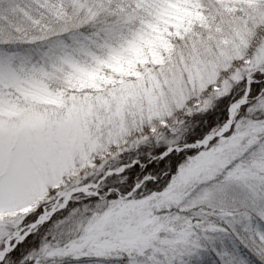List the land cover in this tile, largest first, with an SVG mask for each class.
<instances>
[{
  "label": "snow or ice",
  "instance_id": "1",
  "mask_svg": "<svg viewBox=\"0 0 264 264\" xmlns=\"http://www.w3.org/2000/svg\"><path fill=\"white\" fill-rule=\"evenodd\" d=\"M35 3L0 29V264H264V0Z\"/></svg>",
  "mask_w": 264,
  "mask_h": 264
},
{
  "label": "trees",
  "instance_id": "2",
  "mask_svg": "<svg viewBox=\"0 0 264 264\" xmlns=\"http://www.w3.org/2000/svg\"><path fill=\"white\" fill-rule=\"evenodd\" d=\"M24 12L30 13L32 16H37L38 13L32 8H28V5H24L21 0H0V17H4V19H0V29H3L6 32H11L13 35L16 33L13 31L16 28H20L21 35H39L38 32L34 31L33 25L28 21ZM227 19V18H226ZM11 22V25L9 24ZM87 30H93L91 27ZM29 46V45H27ZM34 47L35 52L37 49L43 50L46 47V44H36L30 45ZM25 45H17L15 49H22ZM36 54V53H35ZM39 54V53H38ZM229 98H223L215 103L211 111L206 114H202L200 116L193 117L189 119L186 124V135H195L197 130H202L207 126V122L209 120L218 121L222 114L226 109V105L228 103ZM198 101L193 102V110L196 111L195 104ZM155 145L145 146L140 152H133L131 154L132 158L138 159L148 165L145 169L146 171H150L156 167H159L158 163L155 160H152L149 163V156L151 153L155 154L157 149ZM113 166L119 165L120 160L117 159L115 162H111ZM138 174H143L139 167L134 168L133 170L128 171L126 176H116L112 179V183L117 186L127 185L129 182L134 181ZM36 243H39V239L37 238ZM203 258L204 264H214L215 257L211 254L210 251L204 252L201 254ZM188 260V264H193V261L189 258H185ZM41 264H94L93 260L89 259H81L80 261H74L71 258H51V259H42ZM196 264H200V260L196 259Z\"/></svg>",
  "mask_w": 264,
  "mask_h": 264
},
{
  "label": "rangeland",
  "instance_id": "3",
  "mask_svg": "<svg viewBox=\"0 0 264 264\" xmlns=\"http://www.w3.org/2000/svg\"><path fill=\"white\" fill-rule=\"evenodd\" d=\"M21 2L24 4V5H28V8H32L33 10H35L37 13L39 12V9L37 8V5L35 3V0H21ZM9 24L11 25V22H9ZM88 31H92V30H88ZM34 47L32 46H27L25 45L24 48L22 49H15V51H18L20 52L21 54L23 55H31L33 57L34 60L38 59L39 57V54L38 52L36 51L35 52V48L33 49ZM36 53V54H35ZM38 103L40 104H48V103H52V99L47 97L46 95L44 94H39L37 97H36ZM9 115H15V113H11ZM145 149V147H144ZM116 160H113L111 162H115ZM116 166H119V165H116ZM89 260H93L94 264H96V261L94 258L92 259H89ZM102 264H117L116 261H105V262H102Z\"/></svg>",
  "mask_w": 264,
  "mask_h": 264
}]
</instances>
